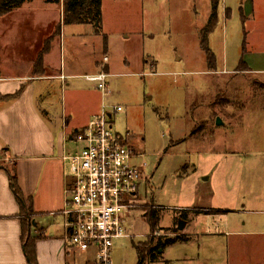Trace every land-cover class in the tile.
I'll use <instances>...</instances> for the list:
<instances>
[{"label": "rangeland", "instance_id": "1", "mask_svg": "<svg viewBox=\"0 0 264 264\" xmlns=\"http://www.w3.org/2000/svg\"><path fill=\"white\" fill-rule=\"evenodd\" d=\"M51 10V28H59L60 14ZM209 13V0H103L99 36L90 26H61L67 55L78 50L82 64L92 52L94 60H102V35L107 36L113 95L106 102L123 108L113 129L129 136L147 165L149 180L133 203L128 236L113 244L112 264H137L135 246L174 238L186 209L187 217L192 210L213 214L196 228V244L187 246L186 238L145 264H169L187 254L201 255L199 264H228L232 239L242 261L264 264L253 261L261 259L255 250L264 243V0L247 6L243 0H220L218 24L208 38L214 70L208 69L198 38ZM22 17L19 29L42 31L24 27L34 24L31 12ZM241 60L252 73L232 70ZM72 84L73 95L86 98L73 122H87L98 106L96 92L81 80ZM217 119L223 125L217 126ZM79 148L68 145L69 152ZM151 211L160 215L152 231ZM234 219L246 224L244 236L225 235V222ZM87 257L77 253L76 264Z\"/></svg>", "mask_w": 264, "mask_h": 264}, {"label": "crops", "instance_id": "2", "mask_svg": "<svg viewBox=\"0 0 264 264\" xmlns=\"http://www.w3.org/2000/svg\"><path fill=\"white\" fill-rule=\"evenodd\" d=\"M251 1L243 0L246 6L247 3L251 4ZM52 8L57 9L60 14L59 32L50 25L48 13ZM25 12H31V22L34 24L24 27L31 30L39 28L42 31L19 29ZM62 12V0L59 4L46 0H33L0 18V264H28L21 240V210L9 186L8 172L12 173V171L17 176L26 207L32 212L31 234L35 237L40 231L43 233V237L35 242L37 264H76L77 262L76 254L79 252L67 251L65 217L61 214L65 206L68 185L67 164L63 161V157L75 151L69 152L68 145L73 144L74 134L98 114L101 96L91 85L97 95V109L89 121L75 123L73 119L78 113L77 106L84 104L86 98L82 97L78 100L73 95L74 91L70 90L73 89L72 82L75 79H68L63 84L58 76L64 74L73 77L97 73L102 68V60H94L95 52L88 55L84 64L81 63L78 50L67 55V44L63 42L62 37ZM246 18L247 15L244 19ZM6 21L8 23L4 25ZM93 34L100 35L95 31ZM31 36H36L40 40L28 43L16 41L19 37ZM102 36L106 37L107 44V36ZM48 39H52L49 51L43 55L42 63L37 67V56ZM57 39L59 40L56 41ZM102 49L104 50L102 59L104 56L109 59L105 71L110 74L108 48L102 45ZM155 67L156 65L153 69ZM248 69L252 71L249 67ZM23 70L26 72H22ZM64 89L67 91H65L66 95ZM128 138L129 136L126 137ZM185 211L191 212L187 209ZM221 213L223 212L218 214ZM209 215L213 214L193 213L189 217L186 215V220H180L183 229L178 230L177 235L187 238V246L196 244L194 238L200 235L196 228L204 221V217ZM225 223L227 237L245 235L243 234L245 223H239L238 219ZM232 240L233 250L228 256V264H249L246 259L243 258L242 261L241 256L234 253L236 245L234 239ZM179 243L172 246L176 247ZM255 252L262 255L261 259L256 258L257 260L253 261L264 262V243L256 248ZM83 254L89 256L85 259V264H95L93 253ZM200 261L201 255L187 254L179 261H169V264H179V262L199 264Z\"/></svg>", "mask_w": 264, "mask_h": 264}, {"label": "built area", "instance_id": "3", "mask_svg": "<svg viewBox=\"0 0 264 264\" xmlns=\"http://www.w3.org/2000/svg\"><path fill=\"white\" fill-rule=\"evenodd\" d=\"M108 62L104 56L97 73L58 76L63 84L68 79L91 84L101 96L98 114L73 136L80 148L63 157L68 185L61 212L67 251L91 252L95 264H112L113 244L128 236L133 203L140 198L141 183L149 180L143 154L113 129L123 108L106 102L113 95Z\"/></svg>", "mask_w": 264, "mask_h": 264}, {"label": "trees", "instance_id": "4", "mask_svg": "<svg viewBox=\"0 0 264 264\" xmlns=\"http://www.w3.org/2000/svg\"><path fill=\"white\" fill-rule=\"evenodd\" d=\"M33 0H0V18L7 16L13 11L21 8L24 4L32 2ZM50 3L59 4L61 0H46ZM220 0H210V15L208 21L203 29L199 32V42L201 50L203 51L209 70L215 69V57L211 52L208 44V38L216 28L218 24V8ZM63 12H62V25H83L92 26L97 34H101V22H102V0H62ZM60 31V27L57 28ZM52 39H48L45 42L44 47L37 56V67L42 63V57L49 51L50 42ZM103 42L106 47V37H103ZM244 55V53H243ZM236 71L250 72L247 65L243 60L238 64ZM8 169V168H7ZM9 170V169H8ZM10 189L20 207L21 210V227L22 235L21 240L23 244V251L28 264H37L35 242L37 239L43 237L42 231H38V236L31 234L32 212L26 207L25 198L19 188L17 176L14 171L8 172ZM196 214H210V212L194 211ZM187 211H181V217L179 220H186ZM160 221V215L157 211H151L147 223L150 230H155ZM175 237L171 239H158L156 244H146L135 246L138 262L137 264H145L147 260L155 261L158 259L159 250L162 251L166 246H171L179 242H184L185 237L177 235V231H174Z\"/></svg>", "mask_w": 264, "mask_h": 264}, {"label": "water", "instance_id": "5", "mask_svg": "<svg viewBox=\"0 0 264 264\" xmlns=\"http://www.w3.org/2000/svg\"><path fill=\"white\" fill-rule=\"evenodd\" d=\"M217 126H221V125H223V123L220 121V119H217ZM183 229V223L182 222H180L179 223V225H178V230H182Z\"/></svg>", "mask_w": 264, "mask_h": 264}]
</instances>
